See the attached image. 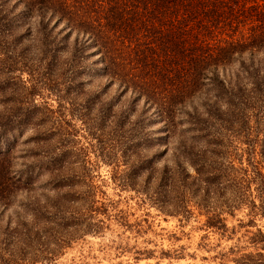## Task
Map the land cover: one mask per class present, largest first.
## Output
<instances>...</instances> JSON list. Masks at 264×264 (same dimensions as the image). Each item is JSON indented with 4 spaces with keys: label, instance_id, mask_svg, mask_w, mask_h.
<instances>
[{
    "label": "rangeland",
    "instance_id": "rangeland-1",
    "mask_svg": "<svg viewBox=\"0 0 264 264\" xmlns=\"http://www.w3.org/2000/svg\"><path fill=\"white\" fill-rule=\"evenodd\" d=\"M24 35L18 47L31 43ZM94 58L84 56L79 64L88 68ZM53 77L55 88L42 83ZM53 77L23 70L0 75V110L9 109L13 117L23 112L9 134L14 168L39 160L44 165L33 188L17 190L10 205L0 202V264H234L237 253L230 247L251 249L246 239L257 227L264 229V210L247 203L251 196L259 202L254 165L264 173V155L248 141L263 117L247 129L243 124L222 130L224 157L233 165L225 177L234 180L218 185L219 191L209 185L207 192L208 183L193 180L196 172L188 164L163 167L173 165L167 140H155L161 123L150 122L139 103L131 105L129 93L106 85L99 72L83 71L75 76L80 91L63 95L60 106L55 89L61 75ZM73 98H92L110 115L98 121L94 110L85 123L79 105L68 102ZM122 117L126 127L139 131L137 154L121 150ZM30 151L39 152V160L23 156ZM55 152L60 158L46 163ZM231 203L237 207L229 212ZM34 206H45L48 217ZM217 212L226 218L225 231L205 224Z\"/></svg>",
    "mask_w": 264,
    "mask_h": 264
},
{
    "label": "trees",
    "instance_id": "trees-1",
    "mask_svg": "<svg viewBox=\"0 0 264 264\" xmlns=\"http://www.w3.org/2000/svg\"><path fill=\"white\" fill-rule=\"evenodd\" d=\"M24 34L31 43L18 47ZM84 56L95 57L88 68L79 64ZM12 70L46 78L61 75L55 89L60 106L63 95L80 91L82 83L75 76L83 71L103 74L106 85L129 93L131 105L139 103L144 115L150 112V122L161 123L155 140H167L173 165L163 167L188 164L196 172L193 180L208 183L204 190L214 185L219 191L218 185L233 179L225 177L233 165L224 157L222 130L243 124L247 129L250 122L264 118V0H0V75ZM42 83L56 86L54 77ZM76 99L68 102L79 105L85 123L94 110L98 121L110 115L104 111L107 106L96 107L92 98ZM22 115L0 110V202L5 205L17 190L34 187L43 165L40 153L30 151L23 156L39 162L14 168L9 134ZM124 121H117L121 150L137 154L139 131ZM258 124L248 143L254 150L259 145L264 155V123L262 128ZM57 154L46 163L62 155ZM254 167L259 202L251 196L247 204L264 210V173ZM226 206L229 212L237 207ZM44 209V214L49 212ZM93 210L90 204L87 211ZM221 213L208 217L205 224L225 231ZM246 241L251 249L230 247L237 253L234 264H264V229L257 227Z\"/></svg>",
    "mask_w": 264,
    "mask_h": 264
}]
</instances>
